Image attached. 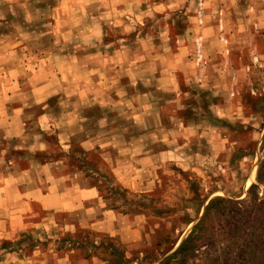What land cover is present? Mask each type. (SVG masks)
<instances>
[{"label": "crops", "instance_id": "obj_1", "mask_svg": "<svg viewBox=\"0 0 264 264\" xmlns=\"http://www.w3.org/2000/svg\"><path fill=\"white\" fill-rule=\"evenodd\" d=\"M199 4L201 18L187 17L190 27L178 40L193 41L203 24L199 37L207 49L212 10H228L229 20L234 6ZM0 8L6 11L0 15V156L7 154L0 169V264H104L103 253L63 248L65 236L82 233L112 238L128 258V249L142 246L145 218L122 202L151 194L175 165L196 169L191 154L201 146L198 138L215 136L211 149L223 148L218 127L208 130L201 116L222 111V86L213 75L218 64L203 79L207 98L185 99L177 79L191 69L185 80L194 81V66L169 37L148 40L141 32L144 0H0ZM52 93L61 107L56 115H35L39 126L32 131L29 107L47 104ZM10 151L33 155L16 160ZM84 154L95 159L90 168L78 160ZM102 183L118 188L119 200Z\"/></svg>", "mask_w": 264, "mask_h": 264}, {"label": "rangeland", "instance_id": "obj_2", "mask_svg": "<svg viewBox=\"0 0 264 264\" xmlns=\"http://www.w3.org/2000/svg\"><path fill=\"white\" fill-rule=\"evenodd\" d=\"M209 1L220 6L231 2L234 7L229 9V20L225 16L228 10H212L217 15L210 21L214 28L210 29L208 36L213 41H209L205 48L207 56L203 55L204 40L199 37L203 24L193 31L198 34L193 41L178 40L179 35L183 36L190 27L187 17L197 14L201 18L200 0H144L146 8L142 18L145 22L141 32L148 36V40L152 34L169 37L170 47L174 44L176 49L184 51L186 62L193 64L194 81L185 80V75L190 78L191 69L177 79L181 91L188 92L182 95L185 99L191 100L190 96L193 100L197 96L207 98L208 89L202 86L203 79L208 66L218 64L219 70L213 75H218L222 86L221 95H217L222 111H215L218 121L213 111L201 116L202 120L205 117L208 130L218 127L216 138L218 141L222 138L223 148L218 152L211 149L215 145L214 132V137L198 138L194 142L201 143V146L196 145L199 149L191 154L195 157L196 169L183 171L175 165L173 170H167L165 182L161 180L151 194L129 197L122 202L128 208L137 206L145 218L142 246L128 249V258L123 257V251L115 247L116 241L112 238L91 233H82L79 239L65 236L63 248L81 247L87 252L103 253L104 264H159L189 235L209 202L217 199L204 216L200 224L202 228L196 229V233L202 232L201 243L194 250L187 251L182 260L178 255L168 264H264V0ZM168 2L171 7H167ZM189 2L192 6L188 8ZM174 4L179 5L174 7ZM1 12L6 14L5 9L0 8V15ZM126 31L131 33V29ZM82 80H87L86 75ZM55 96V93L49 94L47 104L29 107L32 131L37 132L39 126L35 115L44 111L56 115L61 106L56 105ZM57 96L66 97L59 92ZM50 130L53 137L49 139V146L54 150V132ZM14 141L16 144L22 142ZM9 153L16 160L33 155L17 151ZM5 155L0 156V169H4ZM78 160L87 168L95 164V159L88 154ZM100 177L103 182L108 181V174ZM102 187L106 195L118 199L114 193L119 191L118 188L112 190L107 183H102ZM46 238L50 237L46 235Z\"/></svg>", "mask_w": 264, "mask_h": 264}, {"label": "trees", "instance_id": "obj_3", "mask_svg": "<svg viewBox=\"0 0 264 264\" xmlns=\"http://www.w3.org/2000/svg\"><path fill=\"white\" fill-rule=\"evenodd\" d=\"M217 201H218L217 199H214V200H211L209 202V205L205 207L204 215L202 216L200 221L197 223V225H195L192 228V230L189 233V235L180 243V245L172 253V255L164 258V260L161 263H159V264H168L175 256H178V255H180L181 260H182V258H184V256L187 253V251L194 250L201 243L200 238L202 237V232L199 231V232L196 233V229L197 228H202V227H200V224L203 222L204 216H206V214L208 213L209 208Z\"/></svg>", "mask_w": 264, "mask_h": 264}, {"label": "built area", "instance_id": "obj_4", "mask_svg": "<svg viewBox=\"0 0 264 264\" xmlns=\"http://www.w3.org/2000/svg\"><path fill=\"white\" fill-rule=\"evenodd\" d=\"M201 39V38H200ZM200 55V54H199ZM201 56V55H200ZM237 82L236 78H235V83Z\"/></svg>", "mask_w": 264, "mask_h": 264}]
</instances>
